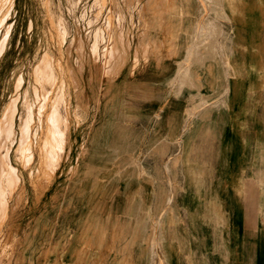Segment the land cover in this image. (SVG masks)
<instances>
[{
    "label": "crops",
    "instance_id": "1",
    "mask_svg": "<svg viewBox=\"0 0 264 264\" xmlns=\"http://www.w3.org/2000/svg\"><path fill=\"white\" fill-rule=\"evenodd\" d=\"M67 2L85 5V12L76 18L85 21L88 28L100 9L101 24L94 31L87 30L90 40L83 41V47L91 54L106 53L107 58L99 61V78L93 80L85 72L84 120L72 124L75 113L68 106L63 114L65 127L86 128L85 138L94 133L87 141L91 149L127 150L129 171L136 174V179L147 181L135 198L140 193L142 198L150 196L149 181L156 180L157 170L162 173L161 179L172 181L175 159L183 181L177 193L188 198V204L183 205L186 212L222 217L227 224L213 228L232 227L244 237L254 230L256 215L261 217L263 212L264 195L261 185L256 187L257 181L261 184L264 179V0ZM111 10L116 29L109 32L104 26ZM203 14L209 22L205 26L199 23ZM202 51L207 53L205 59ZM207 67L219 75L210 77ZM195 69L204 70V77H199ZM130 150H147V156L138 151L132 157ZM140 165H147V172ZM145 173L147 178L140 179L139 175ZM200 174L209 183L195 182ZM225 186L233 190L232 197L224 194ZM74 196L64 210L69 220L57 222L62 235L56 237L54 259L60 264H72L76 259L79 264H91L90 233L84 232L81 237L79 232L86 228L79 218L89 211L85 204H79L81 194ZM223 211L238 214L225 215ZM174 228L176 225L171 231ZM225 233L212 251L223 264H236L226 245L234 240ZM170 236L171 232L173 246ZM137 240L132 242V250ZM178 253L176 249V264H181ZM171 259L169 253L166 264Z\"/></svg>",
    "mask_w": 264,
    "mask_h": 264
},
{
    "label": "rangeland",
    "instance_id": "2",
    "mask_svg": "<svg viewBox=\"0 0 264 264\" xmlns=\"http://www.w3.org/2000/svg\"><path fill=\"white\" fill-rule=\"evenodd\" d=\"M99 11L97 8L96 19L88 28L85 21L76 18L85 12L84 4L74 6L67 0H0V264H60L54 259V243L62 235L57 222L69 220L64 210L75 194H81L79 204H85L89 211L79 218V223L86 225L79 232L81 237L84 232L90 233L91 264L163 262L158 260L160 249L170 242L173 225L176 228L170 237L181 264H223L212 248L220 245L225 232L234 240L226 245L236 264H264V195L262 215L257 214L255 229L245 237L232 227L213 228L227 221L184 210L188 198L177 193L183 181L175 159V178L166 182L157 170L156 180L149 181L150 196H145V202L141 193L136 198L143 225H138L133 212V219L120 218L116 225H105L104 212L91 206L96 196L82 188L96 168L109 171L120 185L127 184L136 195L145 182L136 179L126 162L116 166L110 162L125 158L127 150L91 149L87 141L94 133L85 138L86 128L65 127L63 114L68 106L75 113L72 124L84 120L85 72L93 80L99 78V61L107 58L106 53L91 54L83 47V41L90 40L87 30L94 31L101 24ZM114 18L111 10L104 29L115 31ZM202 18L200 24H209L206 14ZM202 53L205 59L207 53ZM87 65H91L88 71ZM194 71L204 77V70ZM130 151L132 157L138 151L147 156V150ZM140 168L147 172V165ZM139 177L147 178V173ZM195 182L203 185L209 180L200 174ZM260 185L264 193V179L261 184L257 181L256 187ZM232 191L225 186L226 196L232 197ZM84 193L88 195L83 198ZM136 240L138 245L132 250L131 244ZM117 241L120 242L114 244ZM79 263L76 259L72 264Z\"/></svg>",
    "mask_w": 264,
    "mask_h": 264
},
{
    "label": "bare ground",
    "instance_id": "3",
    "mask_svg": "<svg viewBox=\"0 0 264 264\" xmlns=\"http://www.w3.org/2000/svg\"><path fill=\"white\" fill-rule=\"evenodd\" d=\"M198 26V25H197ZM194 32V31H193ZM194 35V34H193ZM199 35V34H198ZM175 37V36H174ZM194 37V36H193ZM180 39V38H179ZM189 45V44H188ZM193 45V44H192ZM188 57V56H187ZM207 73L210 75V77H213L214 75H219L215 73V70L211 69L210 67H207ZM183 69V68H182ZM186 76L190 77L189 71L186 69ZM181 77V76H180ZM179 77V78H180ZM208 77V76H206ZM184 78V77H183ZM185 79V78H184ZM176 80V79H175ZM190 80V79H189ZM226 89V88H225ZM224 89V90H225ZM68 123V122H67ZM177 129V128H176ZM206 130V128H205ZM185 131V130H184ZM175 132V131H174ZM176 133V132H175ZM208 135V134H207ZM206 135V136H207ZM220 135V134H219ZM218 135V136H219ZM209 136V135H208ZM214 138V137H213ZM217 139V138H216ZM194 142V141H193ZM216 146V145H215ZM195 147V143H194ZM219 147V146H218ZM195 149V148H194ZM221 150V149H220ZM237 151V150H236ZM195 152V151H193ZM238 151L236 152V154ZM195 157V156H194ZM185 159V158H184ZM189 159V158H188ZM233 159V157H232ZM183 160V159H182ZM196 160V159H195ZM112 164H123L126 162V158L120 159L118 161H110ZM213 162V161H212ZM187 164V162H186ZM234 164V163H233ZM115 165V166H116ZM184 165V162H183ZM223 167V166H222ZM233 167V166H232ZM212 168V167H211ZM227 168V167H226ZM205 169V168H204ZM223 169V168H222ZM234 169V168H233ZM63 170V169H62ZM207 169H205L206 171ZM234 171V170H233ZM208 172V171H207ZM209 173V172H208ZM216 173V172H215ZM233 173V172H232ZM253 173V172H252ZM205 174V173H204ZM212 175V174H211ZM210 175V176H211ZM253 176V175H252ZM196 177V176H195ZM202 177V176H201ZM203 178V177H202ZM94 180V181H93ZM229 180V179H228ZM231 180V179H230ZM90 181H93L91 184H89ZM231 182V181H230ZM146 181L144 182V188L146 187ZM209 183V182H208ZM234 184V183H233ZM247 184V183H246ZM230 186V185H229ZM238 186V185H237ZM243 186V185H242ZM245 186V185H244ZM249 186V185H248ZM210 187V186H209ZM247 187V186H246ZM252 187V186H249ZM233 188V187H232ZM240 188V187H239ZM86 192H92L95 194V199L92 200L91 206L95 207L97 209H100L102 212H104L103 221L107 224L105 225H116V222L120 218L125 219H133L132 212L136 213V221H138V225L141 223L143 225L142 221V215L139 214V206L137 207L136 203V193L132 191V188L130 186H127V184L120 185L117 178H114L110 175L109 171L105 172L99 169H94L92 173V177H90L88 180H85L84 187L82 188ZM253 189V187H252ZM251 190V189H250ZM209 191V190H208ZM235 191V190H234ZM147 192V191H146ZM249 193V192H248ZM252 195V194H250ZM206 196V195H205ZM250 199V198H249ZM145 202V197L143 198ZM213 201V200H212ZM207 202V201H206ZM244 202V201H243ZM260 202V201H259ZM222 203V202H221ZM261 203V202H260ZM259 203V204H260ZM207 204V203H206ZM90 205V204H89ZM221 205V204H220ZM248 205V204H247ZM251 205V204H250ZM207 206V205H206ZM210 206V205H209ZM213 206V205H212ZM233 206V205H232ZM243 206V204H242ZM251 207V206H250ZM261 207V206H260ZM210 208V207H209ZM213 207H211L212 209ZM221 208V207H219ZM142 209V208H141ZM251 209V208H250ZM246 210V209H245ZM249 210V208H248ZM213 211V210H211ZM250 211V210H249ZM209 212V211H208ZM142 213V211H141ZM210 213V212H209ZM217 213V212H216ZM221 213V212H219ZM224 214V211H223ZM250 215V213H249ZM223 216V215H222ZM257 216V215H256ZM241 217V216H240ZM251 217V216H250ZM222 218V217H221ZM245 219V218H244ZM256 219V218H255ZM11 220V219H10ZM244 221V220H243ZM220 223V222H219ZM10 224V223H9ZM174 226V225H173ZM171 227V229L173 228ZM8 227V226H7ZM9 228V227H8ZM244 228V227H243ZM171 232V230H170ZM217 247V246H216ZM231 250V249H230ZM64 251V250H63ZM55 252V251H54ZM149 252V251H148ZM161 255L158 260H163V262L156 261L154 264H166L165 257L168 256L170 253L172 259L169 264H176V249L171 246L170 242L168 244L164 245V249H160ZM48 258V256H45ZM47 260V259H46ZM45 261V260H44ZM49 261V260H48ZM55 263V262H54ZM53 263V264H54ZM73 263V262H72ZM261 263V262H260ZM56 264V263H55Z\"/></svg>",
    "mask_w": 264,
    "mask_h": 264
}]
</instances>
